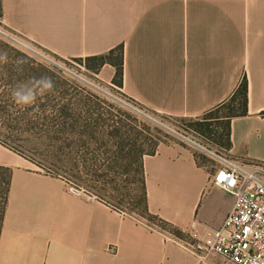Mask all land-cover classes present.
Masks as SVG:
<instances>
[{
  "label": "crops",
  "instance_id": "obj_1",
  "mask_svg": "<svg viewBox=\"0 0 264 264\" xmlns=\"http://www.w3.org/2000/svg\"><path fill=\"white\" fill-rule=\"evenodd\" d=\"M0 24L63 59L122 45L121 92L168 116H201L245 77L247 112L230 119L224 151L264 162V0H0ZM114 73L104 63L95 74L111 83ZM0 165L11 169L0 264H198L165 234L187 239L190 227L217 228L233 203L211 184L216 162L174 138L142 159L150 217L72 186L1 143Z\"/></svg>",
  "mask_w": 264,
  "mask_h": 264
},
{
  "label": "rangeland",
  "instance_id": "obj_2",
  "mask_svg": "<svg viewBox=\"0 0 264 264\" xmlns=\"http://www.w3.org/2000/svg\"><path fill=\"white\" fill-rule=\"evenodd\" d=\"M0 30L10 32L1 24ZM119 54L117 49L110 57ZM62 61L69 70L47 65L0 32V139L45 172L67 178L72 186L94 187L104 201L144 216L140 157L153 142L184 141L203 161L225 153L219 144L225 119L213 116L229 113L227 107L199 117L168 116L127 97L112 81L98 79L93 60ZM114 125L128 128L132 137V146L124 144L118 155L126 134L113 136Z\"/></svg>",
  "mask_w": 264,
  "mask_h": 264
},
{
  "label": "built area",
  "instance_id": "obj_3",
  "mask_svg": "<svg viewBox=\"0 0 264 264\" xmlns=\"http://www.w3.org/2000/svg\"><path fill=\"white\" fill-rule=\"evenodd\" d=\"M0 32L47 65L69 70L63 58L12 32ZM212 159L216 169L210 177L211 184L233 196L229 212L219 227L206 229L202 234L190 227L187 239L171 233L165 237L193 254L198 264H211L213 256L220 257L218 264H264V162L243 163L226 153H213ZM147 225L159 230L153 224Z\"/></svg>",
  "mask_w": 264,
  "mask_h": 264
},
{
  "label": "trees",
  "instance_id": "obj_4",
  "mask_svg": "<svg viewBox=\"0 0 264 264\" xmlns=\"http://www.w3.org/2000/svg\"><path fill=\"white\" fill-rule=\"evenodd\" d=\"M3 46L8 47L5 43ZM119 49L120 54L116 59H112L110 57V54L114 51ZM13 50V49H12ZM15 51V50H14ZM86 59L93 60V66L91 68L95 69L94 71L96 72L99 67L104 64V63H110L114 66L115 68V73L112 78V82L121 86L122 84V74H123V53H122V45H118L115 48L109 50L107 53L104 54H99V55H93L86 57ZM227 107V109L230 110L229 113H226L222 117L220 116H213L214 118H220V119H225V125H226V133H225V139L223 140L222 135L219 134V144L223 147V149H228L230 146V119L233 116H239V115H244L247 112V82L246 78L243 77L241 81L239 82L238 86L236 87L235 91L233 94L221 105L213 108L212 110L208 111L212 112L214 110H219L220 108ZM210 117V116H209ZM208 118V117H207ZM212 118V117H210ZM213 118V119H214ZM206 122V121H205ZM205 126L208 127L210 123H203ZM130 130L124 129L122 130L120 127L117 125H114L112 129V135L115 137H120L122 134L125 135V140L119 144L118 152L117 155L121 153L122 150H124V144L126 146L129 144L132 146L131 143V133L129 132ZM0 143L3 144L5 147L17 152L14 147L8 145L6 142L2 141L0 139ZM157 142H153L148 150H144L141 153V159H140V174H141V186H142V191H143V206L141 209L142 215L150 217L148 211H147V206H146V192H145V185H144V175H143V166H142V159L143 156L146 154H152L154 153L156 149ZM131 149L132 147H128L126 150V153L131 154ZM125 151V150H124ZM10 174H11V169L7 166L0 165V228L2 224V218H3V213L7 201V194L9 190V184H10ZM58 175V174H56ZM79 185V184H77ZM81 186V185H79ZM83 186V185H82ZM87 190L94 192L97 194L100 198H102L99 195L98 190H95L94 187H87ZM103 199V198H102Z\"/></svg>",
  "mask_w": 264,
  "mask_h": 264
}]
</instances>
